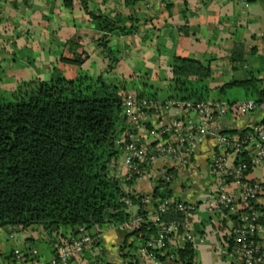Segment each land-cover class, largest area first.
I'll use <instances>...</instances> for the list:
<instances>
[{
    "label": "crops",
    "instance_id": "obj_1",
    "mask_svg": "<svg viewBox=\"0 0 264 264\" xmlns=\"http://www.w3.org/2000/svg\"><path fill=\"white\" fill-rule=\"evenodd\" d=\"M89 12L121 26L135 24L138 28L128 36L118 31L108 35L109 46L118 51L120 58L112 72H106L109 59L98 47L104 33ZM175 57L192 58L210 66V94L223 93L230 87L244 90L240 98L211 99H253L243 86L232 83L255 79L259 81L257 88L264 89V0H0V89L6 93L34 81L61 76L74 79L79 75L95 79L103 75L109 83H123L127 91L129 81H138L140 91L156 93L158 100L163 101L174 94L167 87L172 82L171 63ZM77 58L84 59L81 66L68 61ZM169 120L170 116L164 120L151 116L145 125L148 133L138 136L140 142H151L154 128ZM262 120L263 116L254 112L248 117L227 116L219 124L222 130L232 131ZM214 143L208 137L188 167L159 164L150 169L137 180L147 185L146 190H131L145 197V209L150 215L155 208L153 192L159 179L172 176L166 187L171 197L198 208L187 226L166 244L168 252L180 249L185 233H190L197 264H243L235 251L229 215L209 208L208 201L219 189L209 172ZM203 169H207L204 177L200 176ZM111 172L116 177L124 173L120 159L112 164ZM251 177H264V168L256 169ZM179 180L180 185H171ZM17 229L22 236L16 238L11 232L8 241L15 246L0 255L37 249L43 261L54 258L52 232L40 225ZM58 231L68 234L71 229ZM91 232L100 234V245L85 251L75 264L107 263L103 259L106 250L102 247V228ZM37 243H43L45 248L39 249ZM118 256L122 258L121 252ZM137 264L151 261L140 257Z\"/></svg>",
    "mask_w": 264,
    "mask_h": 264
},
{
    "label": "trees",
    "instance_id": "obj_2",
    "mask_svg": "<svg viewBox=\"0 0 264 264\" xmlns=\"http://www.w3.org/2000/svg\"><path fill=\"white\" fill-rule=\"evenodd\" d=\"M89 14L98 20L104 33L98 47L109 59L106 72H112L120 58L118 51L109 46L108 35L118 31L128 36L138 28L135 24L121 26L107 17ZM83 60L68 61L81 66ZM171 69L174 89L170 90L174 94L167 100L211 99L208 64L175 57ZM257 82L251 79L232 85L243 86L251 98L261 101L264 89H258ZM134 91L139 98L158 100L151 91ZM126 92L123 83H109L103 75L95 79L79 75L74 79L61 76L34 81L21 85L13 93L0 89L1 228L28 229L40 225L49 232L61 228L75 232L81 226L91 231L115 224L125 229L132 220L129 208L136 206V216L142 221L131 235L141 234L139 242L144 244L159 234L160 226L150 220L145 209V197L131 190L137 180L124 182L111 172L112 164L120 158L118 141L126 129L123 113ZM161 184L159 179L154 199L171 196L167 188L160 190ZM182 220L183 215L174 212L162 218L163 222ZM123 248L120 252L125 261L136 258L135 254L124 255ZM168 249L163 247L154 253L162 261L174 254L176 264H192L196 256L190 243L173 253Z\"/></svg>",
    "mask_w": 264,
    "mask_h": 264
},
{
    "label": "built area",
    "instance_id": "obj_3",
    "mask_svg": "<svg viewBox=\"0 0 264 264\" xmlns=\"http://www.w3.org/2000/svg\"><path fill=\"white\" fill-rule=\"evenodd\" d=\"M243 4L246 5V1ZM123 102L126 129L118 146L124 173L119 178L124 182L138 180L159 164L188 167L206 139L213 138L215 143L209 172L219 183V189L208 201L209 208L229 215L233 224L235 251L242 263L264 264V177H251L256 169L264 168V100L155 101L139 98L135 92L128 91ZM254 112L263 116L261 122L246 124L233 133L220 128L222 118L248 117ZM151 116L161 120L170 116V120L154 128L153 140L143 145L138 136L148 133L145 125ZM172 179V176L164 175L160 190L163 191ZM155 204L150 220L159 225L161 231L144 244L140 242L136 258H129L125 264H137L140 257H147L151 264H176L174 254L162 261L154 250L165 247L173 235L187 226L194 218L198 205L171 196L155 199ZM170 212L182 214L183 220L163 222V216ZM141 221L136 216V227ZM112 226L117 227L115 224ZM50 234L55 255L51 261H43L37 249H30L0 255V264H75L85 251L100 245V234H94L84 226L68 234H61L60 231ZM137 239L140 241L142 235L139 234ZM192 240L191 234L185 233L180 249ZM96 264L103 263L97 261ZM192 264L197 263L193 261Z\"/></svg>",
    "mask_w": 264,
    "mask_h": 264
},
{
    "label": "rangeland",
    "instance_id": "obj_4",
    "mask_svg": "<svg viewBox=\"0 0 264 264\" xmlns=\"http://www.w3.org/2000/svg\"><path fill=\"white\" fill-rule=\"evenodd\" d=\"M169 86L167 87V90L173 88L174 86L172 82H168ZM257 87L259 86V81L256 83ZM140 86L138 81H129L127 88L131 92H135L134 90L138 89ZM150 92L149 90H147ZM171 91V90H170ZM174 92V91H173ZM244 90L241 89H236L233 87L225 89V92L223 93H211L210 96L211 98H222V99H228V98H240V94L243 93ZM223 101V100H222ZM242 101V100H238ZM235 102V101H234ZM207 172V169H203L200 173V176L202 175L203 177L205 176ZM182 181L179 180L178 182H175V184H171L172 186L174 185H180ZM133 188L140 189V190H146L147 185H145L144 182L141 180L137 181L136 183L133 184ZM129 213L132 215V220L130 225L122 229L121 226H117V228H111L109 224H106L102 227V231L104 232V237H103V245L102 247L105 248L106 252L103 255V259L107 263H114L117 261L119 264H122L124 257L121 259L118 256V253L120 252V249L123 248V254L124 255H134L136 254V247L139 246L140 242L137 239L135 235H131L133 229L136 227V224L134 223V217L137 214V207H131L129 208ZM12 229V230H10ZM13 232L15 237H21L22 234L17 228H8V227H3L0 228V254H5L10 252L13 247L15 246V243L13 241H8L10 233ZM45 245L43 243H37V247L39 249H43Z\"/></svg>",
    "mask_w": 264,
    "mask_h": 264
}]
</instances>
